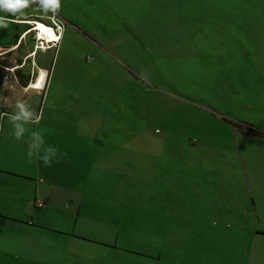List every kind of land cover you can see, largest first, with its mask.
Segmentation results:
<instances>
[{
	"label": "rangeland",
	"instance_id": "374dc122",
	"mask_svg": "<svg viewBox=\"0 0 264 264\" xmlns=\"http://www.w3.org/2000/svg\"><path fill=\"white\" fill-rule=\"evenodd\" d=\"M29 4L16 14L37 11ZM62 5V40L46 51L36 50L31 25L0 27V44L11 43L0 47L4 187L18 191L23 181L16 174L37 184L44 179L50 186L41 192L88 193L87 204L102 208L107 220L92 230L85 224L83 233L107 241L118 233L114 209L124 208L137 229L150 230L153 214L169 201L203 207L195 193L206 194L205 220L217 225L200 232L204 239L187 240L183 233H193L176 228L175 243L156 246L140 231H123L120 247L79 249L78 264H139V253L160 248L164 257L174 250L185 264H264V0H59ZM16 68L30 83L45 77L46 88L23 87L12 75ZM18 103L32 113L27 120L12 119ZM134 188L148 198L142 216L122 198ZM187 218L182 212L175 224ZM0 241L4 249L1 233ZM6 260L0 251L2 264L17 262Z\"/></svg>",
	"mask_w": 264,
	"mask_h": 264
},
{
	"label": "crops",
	"instance_id": "0c3cea01",
	"mask_svg": "<svg viewBox=\"0 0 264 264\" xmlns=\"http://www.w3.org/2000/svg\"><path fill=\"white\" fill-rule=\"evenodd\" d=\"M30 1L39 6L37 7V11L33 10L32 13H25L21 17L16 13H11L9 15L3 14L0 15V17L6 18L10 24L31 23L30 25H33L35 22H45L47 17L51 15L50 12H54L60 21L61 19L64 20L63 5L55 9L49 8L48 10H44L35 0ZM4 11L5 10L0 9L2 13H4ZM29 19H33V22H30ZM61 23L63 24L62 21ZM19 31L20 29L17 27L16 37ZM62 37L63 26L60 41ZM10 44H0V47L10 46ZM47 76V78H49V74H47ZM45 88L46 84L44 89ZM36 119L37 118L32 120ZM91 168L93 169L94 166L92 165ZM87 171L88 170L82 168V172ZM82 172L80 171L78 174ZM153 174L155 173L152 171V181L155 178ZM13 176L23 181L17 184L16 188L18 191L6 189L4 187L6 182L0 181V220L2 221L0 222V233L2 237L5 235L7 238L5 248L0 249V251L6 254L7 260L5 262L7 263L17 260L15 264H64V260L67 259L69 264H78L82 258L77 254L79 249H86L87 247L115 249L120 247L122 243H125L122 237L123 233H120L123 231H140L142 234H146L151 240H155L156 246L160 245V243H162L161 246H163L164 240L167 244L168 242L173 244L177 241L179 233L175 235L174 232H176V228H179L180 231L187 232V234L193 233V235H186V233H183L187 240H201L204 239L205 234L201 236L200 232H205L208 227H216L217 225L214 221L207 223L209 221L205 220V212H207L205 208L206 194L203 192L201 193V191L198 194L195 193V197L197 201L201 200V196L203 197V207L200 206L201 203H194L189 206L176 208L175 206H171L169 201L162 210H156V206L159 204L156 201L158 197L152 201L155 194L151 193L149 197L151 202H149L156 210L153 214L152 222L155 221L156 223L150 227V230L141 226L137 229L131 219L128 217L125 218L124 208H121L118 212H115L114 209L113 213L115 217L114 220H119L116 223L115 230V232L118 233H112L110 241H107L105 238H94L86 235L89 233H83L88 232V228H85V224L91 225L89 229L92 230L93 226L97 228L107 219L100 218L101 213L104 211L102 208H93L91 205L87 204L92 198L85 197L88 193H78L76 190H59L56 192H47L46 190L41 192L40 189L42 187L48 189L50 186L47 183L46 185L43 184L44 179H40L42 182L37 184L36 182H30L26 177L16 174ZM57 177L60 182H63V178H66L62 173L58 174ZM72 179L75 181V184L80 182V177L73 175ZM30 183L33 185V191L29 188ZM141 183L142 181L139 183L140 186ZM131 191V196H127V193H123L122 198L131 204L137 205V208H135L136 213L142 216L144 215V210H147L146 203L148 202V198L145 200L143 195L140 196L136 188ZM87 198H90V200H86ZM38 200L43 202L42 208H36L34 206L35 202ZM85 208H90V210H85ZM182 212L185 216H188L187 220L184 223L175 224L176 219L179 220L181 218ZM151 214L152 213H150V215ZM160 214L161 217L159 216ZM135 219L137 221V215H135ZM137 238L139 239L138 236ZM134 244L139 245V243ZM150 252L151 253H148L147 250L146 253H139V264H185L180 263L183 257H178L174 250H172L171 257H169L170 255L168 253L164 257V249L162 248L157 250L152 249ZM173 254L178 259H176ZM0 263L2 264V262Z\"/></svg>",
	"mask_w": 264,
	"mask_h": 264
},
{
	"label": "clouds",
	"instance_id": "9594fccd",
	"mask_svg": "<svg viewBox=\"0 0 264 264\" xmlns=\"http://www.w3.org/2000/svg\"><path fill=\"white\" fill-rule=\"evenodd\" d=\"M35 2H38L44 10H48L49 8L55 9L59 7V0H35ZM29 3L30 0H0V9L6 10L11 13H16L20 9L27 7ZM8 22L9 21L6 18L0 17V27H7ZM34 39L36 40V43L38 42V40H40V38L38 39L35 34ZM17 107L19 108L20 112L16 116L12 117L13 120H19L21 114L26 120L32 116L31 112L25 111L24 104L18 103ZM16 135L17 137H19L20 133L17 132ZM29 155H31V153H29ZM48 163L49 158L45 157V164Z\"/></svg>",
	"mask_w": 264,
	"mask_h": 264
},
{
	"label": "built area",
	"instance_id": "2783aa9c",
	"mask_svg": "<svg viewBox=\"0 0 264 264\" xmlns=\"http://www.w3.org/2000/svg\"><path fill=\"white\" fill-rule=\"evenodd\" d=\"M47 21L48 22H40V23L43 24L46 28H50L54 32L55 38H54V40H50V41H47V40H44L43 38H40V40H38V42L35 43L36 50L46 51V50L50 49L52 46H57L60 42V39L62 36V23H61V21L58 19V17L56 15H50L49 17H47ZM34 29H36L35 23H33L31 32L34 33L35 35H37V38H38L39 37L38 32L35 31ZM34 206L36 208H42L43 202L38 200L35 202Z\"/></svg>",
	"mask_w": 264,
	"mask_h": 264
},
{
	"label": "bare ground",
	"instance_id": "6f19581e",
	"mask_svg": "<svg viewBox=\"0 0 264 264\" xmlns=\"http://www.w3.org/2000/svg\"><path fill=\"white\" fill-rule=\"evenodd\" d=\"M40 22H35L36 29L35 31L38 32V38H43L44 40L50 41L54 40L55 34L50 28H46L43 24H39ZM37 36V35H36ZM46 78L39 75L37 76L36 80L31 82L29 89L34 91H41L44 89Z\"/></svg>",
	"mask_w": 264,
	"mask_h": 264
},
{
	"label": "trees",
	"instance_id": "16d2710c",
	"mask_svg": "<svg viewBox=\"0 0 264 264\" xmlns=\"http://www.w3.org/2000/svg\"><path fill=\"white\" fill-rule=\"evenodd\" d=\"M15 19V18H14ZM21 20V19H20ZM17 25H24V26H27L30 25L29 23H16ZM31 29H32V25H31ZM18 40V37L15 38L14 40V45H16V42ZM19 45V44H17ZM19 47V46H18ZM56 47V46H55ZM10 72V71H9ZM13 72V73H12ZM12 75L14 76L15 79H17V81L23 86V87H27L29 84H30V79H29V75L28 74H24L19 68H16L12 71ZM41 73H45L44 70L42 71H39ZM40 74V73H39ZM46 75V73H45ZM252 132V130H250ZM251 134L253 135H259L260 133L258 132H252Z\"/></svg>",
	"mask_w": 264,
	"mask_h": 264
}]
</instances>
